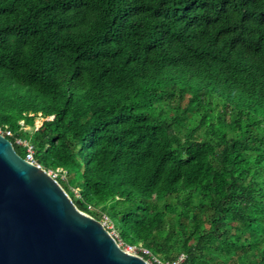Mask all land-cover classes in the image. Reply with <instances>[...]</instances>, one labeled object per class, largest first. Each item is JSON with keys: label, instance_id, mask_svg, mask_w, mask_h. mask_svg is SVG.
Listing matches in <instances>:
<instances>
[{"label": "trees", "instance_id": "trees-1", "mask_svg": "<svg viewBox=\"0 0 264 264\" xmlns=\"http://www.w3.org/2000/svg\"><path fill=\"white\" fill-rule=\"evenodd\" d=\"M226 2L264 16V0H0L1 131L145 259L264 264V21Z\"/></svg>", "mask_w": 264, "mask_h": 264}, {"label": "water", "instance_id": "water-1", "mask_svg": "<svg viewBox=\"0 0 264 264\" xmlns=\"http://www.w3.org/2000/svg\"><path fill=\"white\" fill-rule=\"evenodd\" d=\"M0 133V264H149Z\"/></svg>", "mask_w": 264, "mask_h": 264}, {"label": "built area", "instance_id": "built-area-1", "mask_svg": "<svg viewBox=\"0 0 264 264\" xmlns=\"http://www.w3.org/2000/svg\"><path fill=\"white\" fill-rule=\"evenodd\" d=\"M0 133H2L3 135H9L10 134V131L7 130L5 131L4 133L1 131L0 129ZM16 142L18 144H24L26 145V153H25V160H27L28 162L30 163H33L35 165H37L38 167H42L35 159V156H34V149L31 145H28L25 141H22L20 139H17ZM44 168V167H42ZM46 169V168H45ZM48 171V173L55 179H57V177L60 175V172H61V169L57 168V169H46ZM108 219V218H107ZM109 220V219H108ZM101 221V220H100ZM103 223V225L109 230V232L112 234V236L114 238H116V234L113 233L112 231H110V226L107 224V221L105 220H102L101 221ZM123 243V245H122ZM119 246H121L125 251L129 252V253H132V254H135V255H139V256H142L140 255V253L142 254H146V253H149L148 250L146 248H143V247H136V246H133V245H130V244H127V243H124V242H121L119 244ZM143 257V256H142ZM147 262L149 264H178V261L176 262H172V263H165L163 261H161L160 259H158L157 257H151L150 259H146ZM182 260L181 258H179V261Z\"/></svg>", "mask_w": 264, "mask_h": 264}, {"label": "rangeland", "instance_id": "rangeland-1", "mask_svg": "<svg viewBox=\"0 0 264 264\" xmlns=\"http://www.w3.org/2000/svg\"><path fill=\"white\" fill-rule=\"evenodd\" d=\"M225 6H226V8H227V9H228V10H229V11H230L235 17L239 18V19L242 20V21L251 22V23H260V22L264 21V16L262 17V16H260V15H256V14H252V13H243V12L239 11L236 7H234L232 4H230V2H226V3H225ZM178 18H179V19H185L183 16H180V17H178ZM187 23H188L189 25H191V26H196V25H197V22H196V20H194V19H189V20L187 21ZM213 101H214L215 103H218L219 106H222V105H223V102L220 101V100H218L217 98H213ZM255 121H258V120H255ZM21 122H22V121H20V123H21ZM253 125L258 126V122H257V123H256V122H252V123H251V127H252ZM74 191H76V190H74ZM95 211L98 212V213H100V209H96ZM102 220H104V221L106 220V221H107V224L110 226V228H109L110 231H112L113 233L116 234V238H115V239H116L117 243L120 244L121 242H123V241L121 240V238L119 237L118 233L116 232L113 223L107 219V215H106L105 213L101 215V221H102ZM122 245H123V243H122ZM120 247H121V246H120ZM121 248H122V247H121ZM180 258L182 259L183 256L181 255Z\"/></svg>", "mask_w": 264, "mask_h": 264}]
</instances>
